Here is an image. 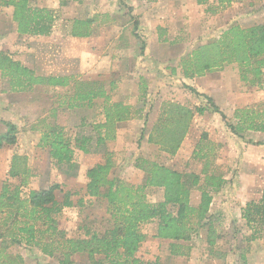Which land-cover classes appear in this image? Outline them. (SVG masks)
<instances>
[{
	"label": "rangeland",
	"instance_id": "1",
	"mask_svg": "<svg viewBox=\"0 0 264 264\" xmlns=\"http://www.w3.org/2000/svg\"><path fill=\"white\" fill-rule=\"evenodd\" d=\"M115 1L74 0L68 6L61 7V0H32L34 6L48 8L57 14L50 37L20 36L12 21V8L0 9V51L14 59L20 58L23 64L39 75H74L89 83L103 84L110 91L112 102L128 105L134 112L132 120L118 126L116 140L105 146L93 147L89 154L77 149L72 168L58 167L52 163L48 150L38 145L43 130L47 125H59L74 144L82 136L95 140L97 133L93 127L104 122V100H95L91 107L74 105L69 108L73 93L71 88L3 93L0 77V135L6 133L7 122L18 127L17 144L0 149V193L5 182L13 188L17 186L19 180L9 178L8 172L13 156L20 154L28 158L27 167L31 172L29 177L24 178L28 182L23 188L25 193L29 194L34 187L39 189L58 183L63 189L57 194L58 199L61 201L64 194L70 191L77 204L80 198H86L87 171L102 164L105 153L111 151L116 153L117 162L111 177L135 186L144 185L146 180L145 173L135 168L138 158L167 166L190 177H199L202 182L192 191V203L195 205V200L201 199L203 170L208 166L209 174L223 176L226 180L218 193H212L213 203L209 213L222 235L219 244L213 249L209 248L205 242L206 236H203L206 230L201 229L193 236L191 255L177 258L170 255L169 242H159L149 236L150 240L140 250L139 257L152 262L159 259V264H235L244 255L249 264H264V232L255 235V229L247 227L240 218L247 203L258 201L264 190V145H257L264 143V134L247 132L243 139L234 135L204 97L213 98L229 122L237 124L236 113L239 110H264V87H251L241 81L237 65L190 81L171 73L173 68H178L181 73L179 64L184 55L199 45L219 38L229 27L238 25L247 28L263 24L264 0H241L216 14H211L207 5L199 6L197 0H164L161 6L153 7L151 4L157 3V0L143 3L136 10L122 2L123 9L119 12L115 11ZM151 8L158 15L152 21L148 18V14L153 13ZM89 18L96 19V34L92 39L67 35L73 20ZM135 21L139 28H144V24H158L165 30L163 37L167 41L161 42V47L156 51L160 59L166 61L165 67L159 70V76L151 74L156 67L145 65L148 38L140 31L139 40H135ZM143 42L145 48L142 52ZM111 84L114 88L112 91ZM186 84L195 87L204 96L192 93L185 87ZM171 101L194 111L201 106L209 109L204 115L195 114L191 129L174 157L148 142L162 104ZM203 133L208 135L212 145L206 149L208 159L199 160L195 159L194 151ZM250 140L255 143H249ZM70 173L76 179H70ZM147 195L152 203L164 200L162 189H148ZM86 200L84 208L81 209L79 205L64 208L57 216L58 228L65 232L66 237L85 238V228L100 234L108 228L106 203L88 197ZM1 223L0 251L4 250L3 254L20 255L22 252L27 255L26 250H29L34 261L31 264L53 262L50 258L39 257L37 251H40L36 248L27 249L25 243H13L10 227L3 228ZM149 227L150 224L143 229L149 231ZM12 234H15L14 231ZM78 264H88L87 257L82 256V262Z\"/></svg>",
	"mask_w": 264,
	"mask_h": 264
},
{
	"label": "trees",
	"instance_id": "2",
	"mask_svg": "<svg viewBox=\"0 0 264 264\" xmlns=\"http://www.w3.org/2000/svg\"><path fill=\"white\" fill-rule=\"evenodd\" d=\"M74 0H61V7L68 6ZM80 1V0H77ZM156 2L157 0H147ZM197 0L199 6H208L211 14L230 8L241 0ZM12 8V21L20 36L50 37L57 22V14L48 9L34 6L32 0H0V9ZM132 10V9H131ZM96 19H75L66 32L69 37L87 39L95 36ZM134 35L140 37L138 22H134ZM139 31V32H138ZM159 40L166 42L163 37L165 30L158 28ZM143 34L146 32L143 30ZM145 36L148 37L146 34ZM145 44L142 43V52ZM181 74L184 79L194 80L210 73L222 71L230 65L240 69L241 81L251 87H264V23L243 28L233 25L225 30L219 38L207 44L197 46L180 60ZM178 68L171 69L175 75ZM0 77L3 93H26L38 87L71 88L69 108L74 105L91 107L95 100L103 99L104 122L93 128L97 138L82 136L75 144L65 129L59 125H47L43 130L39 147L47 149L52 163L58 167L72 168L75 163L76 150L89 154L93 147L105 146L116 140L118 126L134 118L132 107L123 103L111 101L106 86L98 82H86L74 75H39L32 68L14 59L8 53L0 51ZM185 87L199 96H204L192 86ZM114 88L111 84V91ZM210 108L222 117L225 125L236 136L244 138L247 132L264 134V110H239L236 113L237 124L229 122L227 116L220 110L213 98L204 96ZM77 106V107H78ZM208 107L201 106L196 111L176 103L164 102L157 122L153 125L148 137L153 144L171 157L177 155L184 139L188 135L195 114L204 115ZM148 119H146V122ZM6 133L0 135V149L6 145L17 144L18 127L16 124L5 123ZM249 143L254 144L253 140ZM212 145L208 135L203 133L194 151L195 159H208L206 149ZM257 145H264L259 143ZM116 153L107 151L104 162L90 168L86 177V198L96 199L106 203L109 218L108 228L100 233L85 228V238H68L57 225V216L64 208L80 206L87 203L86 198H80L77 204L67 191L60 201L57 197L62 192V185L55 183L40 190H31L29 194L23 191L28 185L24 180L29 177L28 158L15 154L12 158L8 177L19 180L16 187L8 182L2 186L0 193V215L3 228L10 227L13 243L27 248H36L47 257L60 254V264H74V255H85L90 264H159L146 261L139 257L142 247L149 242V236L142 231V226L150 223L157 224L155 235L151 238L169 242V252L172 257H189L194 234L205 229L206 243L209 248L216 247L222 235L215 226L213 217L209 215L213 203L212 193H218L226 184L223 176L209 174L206 168L204 185L201 189V199L198 205L192 203V191L200 186L202 180L197 176H187L167 166L138 158L135 168L146 175L144 185L135 186L129 182L111 177L116 168ZM70 179H76L69 174ZM23 179V180H22ZM162 189L164 200L152 203L148 199L147 190ZM85 199V200H84ZM89 203H92L89 202ZM243 218L249 227L255 229L254 234L264 232V190L258 201L247 203L243 209ZM14 231L15 234H12ZM2 236H0L1 238ZM254 239V238H252ZM0 251V264H25L19 254H3ZM235 264H249L243 255Z\"/></svg>",
	"mask_w": 264,
	"mask_h": 264
},
{
	"label": "crops",
	"instance_id": "3",
	"mask_svg": "<svg viewBox=\"0 0 264 264\" xmlns=\"http://www.w3.org/2000/svg\"><path fill=\"white\" fill-rule=\"evenodd\" d=\"M163 1L164 0H158V2L157 3H152L151 5L153 6V7H156V6H161L162 5V3H163ZM122 2L124 3V4H126V5H128V7H131V8H133V10H136V7H141L142 5H143V3H147V2H149V1H147V0H117V1H115V11H122V9H123V5H122ZM152 9V8H151ZM151 11H153V13H149L148 15H149V20H151L152 21V19L153 20H156L157 18H158V15H156V12H154V10L152 9ZM154 22V21H153ZM146 23H148V25H150L149 24V22L147 21ZM145 26H144V28H140V30L139 31H145L146 32V34L148 35V39H147V41H146V50H145V52H146V57L144 58V60H146L147 61V63L145 62V65H151L152 67L154 66V67H156L157 69H156V71L155 72H151V74H153V75H157V76H159V70H161V69H163V68H161L162 66L163 67H165V65H166V61H163V60H161L160 59V56H159V54L156 52V51H158V49H159V47H161V41L159 40V33H158V28L160 27L158 24H156L155 26L153 25V26H147V24H144ZM93 37H91V38H87V39H92ZM135 38V40H137L138 38L137 37H134ZM154 38H156V40H154ZM139 40V39H138ZM136 41H133V43H135ZM140 42V41H139ZM132 43V42H131ZM141 43V42H140ZM16 60H20L22 63H24L23 62V60H21L20 58L19 59H16ZM153 69V68H152ZM152 69H146V70H152ZM228 68H226V70H227ZM147 73V72H146ZM177 75L179 76V77H183L182 75H181V73L179 72V70H178V72H177ZM185 81H187L186 79H185ZM190 81V80H189ZM186 83H188V82H186ZM36 89H53V90H60V89H63V88H45V87H39V88H36ZM107 89V88H106ZM109 94H110V92H109ZM14 181L15 180H17V179H13ZM46 188V187H45ZM40 189H42V188H33L32 190H40ZM262 195V194H261ZM193 198H194V194H193V192H192V201H193ZM261 198V196L259 197V199ZM162 201V200H161ZM199 202H200V200L199 199H197V200H195V205H198L199 204ZM212 207V206H211ZM243 214V213H242ZM242 214H240V218H241V221H242V223L244 224V223H246L247 224V222H246V220L243 218V216H242ZM150 225H151V227H149V231L148 230H146L145 231V229H143L144 227H147L148 226V224H146V225H143L142 226V231L145 233V234H147L148 236H153V235H155V233H156V226H157V224H156V222L155 223H150ZM247 227H248V224H247ZM200 236H202V234L200 235ZM203 236H207V233H206V231H205V234H203ZM156 241H159V242H163L162 240H158V239H155ZM206 242V241H205ZM24 246V245H23ZM27 249H30V248H27ZM14 254V253H13ZM26 254L27 255H25V254H23L22 252L20 253V255H21V257H23V259H24V262H25V264H31V263H34V261L31 259V258H33V257H31V255H30V251L29 250H26ZM37 255L39 256V257H41V258H44V259H47V258H50L51 260H53V262L54 261H56V263L55 264H60V259H61V257H59L58 255H55V257H47V256H45V255H43V254H41L40 252H38L37 251ZM82 256L84 257L85 255H80V254H78V255H74L73 257H72V260H73V262H74V264H78V262H82ZM57 259V260H56ZM53 262H48V264H53ZM87 262H88V259H87ZM35 264H37V263H35ZM88 264H90L89 262H88Z\"/></svg>",
	"mask_w": 264,
	"mask_h": 264
}]
</instances>
